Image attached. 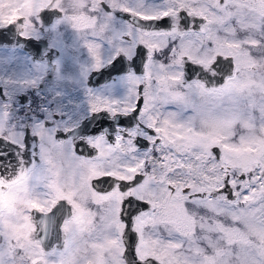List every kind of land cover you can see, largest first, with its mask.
Wrapping results in <instances>:
<instances>
[{
    "label": "snow or ice",
    "instance_id": "obj_1",
    "mask_svg": "<svg viewBox=\"0 0 264 264\" xmlns=\"http://www.w3.org/2000/svg\"><path fill=\"white\" fill-rule=\"evenodd\" d=\"M0 264H264V0H0Z\"/></svg>",
    "mask_w": 264,
    "mask_h": 264
}]
</instances>
